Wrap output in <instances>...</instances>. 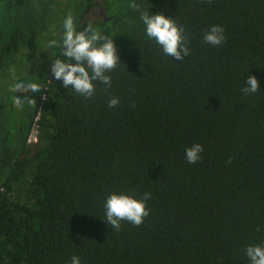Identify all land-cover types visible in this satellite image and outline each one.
Wrapping results in <instances>:
<instances>
[{"label": "trees", "instance_id": "1", "mask_svg": "<svg viewBox=\"0 0 264 264\" xmlns=\"http://www.w3.org/2000/svg\"><path fill=\"white\" fill-rule=\"evenodd\" d=\"M0 264H264V0H0Z\"/></svg>", "mask_w": 264, "mask_h": 264}, {"label": "rangeland", "instance_id": "2", "mask_svg": "<svg viewBox=\"0 0 264 264\" xmlns=\"http://www.w3.org/2000/svg\"><path fill=\"white\" fill-rule=\"evenodd\" d=\"M34 135H35V130H32V134H31V140H34Z\"/></svg>", "mask_w": 264, "mask_h": 264}]
</instances>
